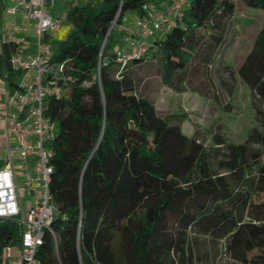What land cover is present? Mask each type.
<instances>
[{
  "label": "trees",
  "instance_id": "1",
  "mask_svg": "<svg viewBox=\"0 0 264 264\" xmlns=\"http://www.w3.org/2000/svg\"><path fill=\"white\" fill-rule=\"evenodd\" d=\"M161 2L97 0L69 16L74 32L53 61L65 63L74 82L45 106L57 133L50 183L57 240L46 235L41 264H210L219 246L238 263L264 264V23L237 69L261 126L243 143L229 142L222 125L186 134L180 115L161 117L139 88L140 70L157 59L176 92L231 71L223 52L237 36L239 3L254 16L264 0H189L144 58L122 66L113 25ZM3 11L0 2V19ZM15 50L0 39V80L14 86ZM20 241L18 223L0 221V263Z\"/></svg>",
  "mask_w": 264,
  "mask_h": 264
},
{
  "label": "built area",
  "instance_id": "2",
  "mask_svg": "<svg viewBox=\"0 0 264 264\" xmlns=\"http://www.w3.org/2000/svg\"><path fill=\"white\" fill-rule=\"evenodd\" d=\"M188 3L189 0H164L159 5L145 4L143 16L132 15L133 26L127 33L124 50L116 52L117 62L125 66L144 58L153 38L168 32L181 20ZM1 4L6 13L20 12L24 19L34 22L36 52H27V26L12 24L9 37L4 40L16 46L11 66L15 71L33 75L31 81L17 86L4 99L8 155L6 166L0 168V221H16L21 241L16 254L14 246L4 249L0 264H41L38 254L46 235L55 244L57 240L52 230L57 208L50 192L57 133L55 123L45 115V106L49 98H65L68 84L74 82L65 75L66 64L53 61L51 48L46 43L50 33L69 23L70 14L54 18L50 9H54L56 0H1ZM71 7L75 10L78 3H72ZM27 196L32 201L25 209Z\"/></svg>",
  "mask_w": 264,
  "mask_h": 264
},
{
  "label": "rangeland",
  "instance_id": "3",
  "mask_svg": "<svg viewBox=\"0 0 264 264\" xmlns=\"http://www.w3.org/2000/svg\"><path fill=\"white\" fill-rule=\"evenodd\" d=\"M73 3H81V6L96 4L97 0H71ZM240 14L234 21V30L237 34L233 44L223 52L225 63L231 66V71L220 69L214 72L209 79L196 84H187L183 92H176L165 85L162 80V65L159 59L144 65L140 70L139 88L148 100H151L158 114L165 118L173 114L180 115L182 119L183 131L190 135L200 129L203 134L208 135L209 131H215L218 125L223 126V132L229 142L243 143L247 138L248 132L254 127H260L255 111L252 107L250 89L239 79L237 69L245 55L250 51L253 41L264 23V13L256 14L255 10L245 8L239 3ZM57 9H50L53 13L59 12ZM248 14H247V13ZM251 15V16H250ZM249 19L248 22L245 21ZM11 18L5 13L2 25H7ZM240 21V22H239ZM32 22H30L31 24ZM132 15L124 17L122 22L112 30L110 43L114 50L123 51L126 46V36L133 26ZM241 23V24H240ZM74 25H63L62 30L50 33L47 45L51 48L53 58L58 55L63 41L74 32ZM33 34L30 30L29 34ZM164 34H159L163 38ZM35 38V37H34ZM30 40L32 43L35 39ZM5 84L3 79L0 80ZM24 81L21 75H16L13 82L20 84ZM8 89L14 86L7 85ZM3 136V129L0 125V137ZM206 144H211V139L206 138ZM150 141V139H147ZM0 148V167L4 165L2 153L6 151ZM25 209L28 208V198L25 199ZM14 246V253L19 252V247ZM18 250V252H16ZM258 255L252 253L250 258ZM210 264H242L234 261L222 248L214 250Z\"/></svg>",
  "mask_w": 264,
  "mask_h": 264
},
{
  "label": "crops",
  "instance_id": "4",
  "mask_svg": "<svg viewBox=\"0 0 264 264\" xmlns=\"http://www.w3.org/2000/svg\"><path fill=\"white\" fill-rule=\"evenodd\" d=\"M1 2V0H0ZM73 1L71 0H56V4H55V7H54V10L57 9L59 6H60V10L59 12H52V15L54 18H59V16L63 13H69L71 14L72 12H74V10L72 11V5ZM81 5V3H78V7ZM6 12L3 11V15L0 19V21L2 22L3 21V16ZM11 19L9 20V23L7 25H2V23H0V39L1 41H4L6 38L9 37V34H10V29H11V25L12 24H16L17 26H21V25H25L27 26V32H26V41L28 43V50L27 52L28 53H35L36 52V39L34 38L35 37V33H34V29H33V25H34V22L32 21H29V20H26L23 18V15L22 13H17L15 15H11V14H8L6 13ZM30 22H32L30 24ZM63 25H67V26H70L71 23H66V24H63ZM62 25V26H63ZM62 26L60 28V30H62ZM30 30H33V34H29ZM17 36H21L20 33H17ZM32 37L35 39V42H31L30 40H33ZM47 40H48V37H47ZM23 78H24V81H22V83L20 84H15L14 86V89H8L7 88V85L8 83L5 82V84H2V82L0 81V125L3 129V136L0 137V148L1 149H4V151H6V155L4 156V152L1 154L2 155V159L4 160V165L0 168H4L7 164V155H8V151H7V136H6V127H5V122H4V115H3V112H4V99H5V95L8 94V93H12L16 90V87L25 83V82H28V81H31L32 79V75L33 73H21L20 74ZM22 182V179H20V183ZM28 198V204L29 202L32 201V197H25L24 198V201L25 199Z\"/></svg>",
  "mask_w": 264,
  "mask_h": 264
}]
</instances>
